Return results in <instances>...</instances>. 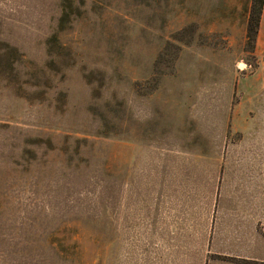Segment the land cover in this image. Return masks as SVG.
I'll use <instances>...</instances> for the list:
<instances>
[{
    "label": "rangeland",
    "instance_id": "rangeland-1",
    "mask_svg": "<svg viewBox=\"0 0 264 264\" xmlns=\"http://www.w3.org/2000/svg\"><path fill=\"white\" fill-rule=\"evenodd\" d=\"M251 2L0 0V264H243L264 163L215 81L255 65Z\"/></svg>",
    "mask_w": 264,
    "mask_h": 264
},
{
    "label": "crops",
    "instance_id": "crops-1",
    "mask_svg": "<svg viewBox=\"0 0 264 264\" xmlns=\"http://www.w3.org/2000/svg\"><path fill=\"white\" fill-rule=\"evenodd\" d=\"M252 56L255 59V65L250 71L240 74L236 69L231 68L227 74L217 76L215 82H229L221 84L225 89L216 92L217 97L222 98L224 102L230 103L229 111H225V116L229 118L231 129L249 136L248 152L249 162L254 164L264 163V0L261 8L260 18L257 27V33L253 43ZM257 148L263 149L261 152ZM251 156H254L250 158ZM239 160L236 162L238 163ZM261 175V173H259ZM151 199L156 200L152 204L159 205L160 192L155 188L150 191ZM259 194V193H258ZM264 195V190L260 192ZM168 197L169 191L163 193ZM222 195V193H221ZM232 207L233 228L230 231L229 244L232 247L234 257L250 264L254 262L264 263V238L255 230H250V225H262L264 227V206L250 208L247 218L242 215L237 221ZM254 209H257L256 212ZM262 209V210H261ZM170 215L156 214L155 209L151 214V230L158 231L157 236L169 240L170 238ZM245 246V247H244Z\"/></svg>",
    "mask_w": 264,
    "mask_h": 264
},
{
    "label": "trees",
    "instance_id": "trees-1",
    "mask_svg": "<svg viewBox=\"0 0 264 264\" xmlns=\"http://www.w3.org/2000/svg\"><path fill=\"white\" fill-rule=\"evenodd\" d=\"M263 0H252L251 2V8L252 10L257 7V17H253V14H250V17L248 19V26H247V39L250 41H254L256 33H257V27L258 22L260 18L261 8H262Z\"/></svg>",
    "mask_w": 264,
    "mask_h": 264
}]
</instances>
